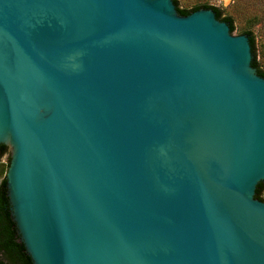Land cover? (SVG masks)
I'll use <instances>...</instances> for the list:
<instances>
[{"label": "water", "instance_id": "1", "mask_svg": "<svg viewBox=\"0 0 264 264\" xmlns=\"http://www.w3.org/2000/svg\"><path fill=\"white\" fill-rule=\"evenodd\" d=\"M251 63L212 9L0 0L6 196L32 264H264Z\"/></svg>", "mask_w": 264, "mask_h": 264}, {"label": "trees", "instance_id": "2", "mask_svg": "<svg viewBox=\"0 0 264 264\" xmlns=\"http://www.w3.org/2000/svg\"><path fill=\"white\" fill-rule=\"evenodd\" d=\"M178 12L181 15H188L198 9H212L218 20L224 21L228 24L230 32L233 33L235 30L234 21L229 16H223V12L220 8H216L208 5H197L192 9H181L178 7L177 0H173ZM253 23L239 28L241 34L248 36L251 52H252V67L256 69L257 75L264 78V67L258 60L257 46L255 36L253 34ZM6 154H9L8 148L0 145V176L3 179L0 181V264H32L31 259L25 252L23 244L18 242V235L16 232L15 224L12 221L8 198L6 196V172L9 166L8 157L7 162L4 164L1 162ZM255 198L264 202V182L258 184L255 192Z\"/></svg>", "mask_w": 264, "mask_h": 264}, {"label": "rangeland", "instance_id": "3", "mask_svg": "<svg viewBox=\"0 0 264 264\" xmlns=\"http://www.w3.org/2000/svg\"><path fill=\"white\" fill-rule=\"evenodd\" d=\"M181 9H192L197 5H208L220 8L223 16L233 19L235 30L234 35H241L239 28L253 23V34L255 36L258 60L264 67V0H177ZM9 154L1 158L2 163H6ZM3 176H0V181Z\"/></svg>", "mask_w": 264, "mask_h": 264}]
</instances>
